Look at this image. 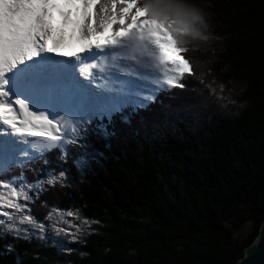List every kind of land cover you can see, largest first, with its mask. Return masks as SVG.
<instances>
[{
  "label": "trees",
  "instance_id": "obj_1",
  "mask_svg": "<svg viewBox=\"0 0 264 264\" xmlns=\"http://www.w3.org/2000/svg\"><path fill=\"white\" fill-rule=\"evenodd\" d=\"M141 3L187 44L195 77L127 123L114 115L111 146L97 144L102 163L85 176L73 169L69 187L44 194L50 205L93 222L79 243L62 250L53 240L0 236V264H236L257 239L264 222V0ZM49 211L57 213L40 201L32 207L41 221Z\"/></svg>",
  "mask_w": 264,
  "mask_h": 264
},
{
  "label": "snow or ice",
  "instance_id": "obj_2",
  "mask_svg": "<svg viewBox=\"0 0 264 264\" xmlns=\"http://www.w3.org/2000/svg\"><path fill=\"white\" fill-rule=\"evenodd\" d=\"M186 45L141 0H0V236L35 234L62 250L80 242L93 222L42 197L69 187L73 169L85 176L102 163L97 144L111 146L114 115L127 123L161 93L189 87ZM37 201L66 211L64 226L47 223L52 211L38 220Z\"/></svg>",
  "mask_w": 264,
  "mask_h": 264
},
{
  "label": "rangeland",
  "instance_id": "obj_3",
  "mask_svg": "<svg viewBox=\"0 0 264 264\" xmlns=\"http://www.w3.org/2000/svg\"><path fill=\"white\" fill-rule=\"evenodd\" d=\"M187 5V4H186ZM188 6H192V5H188ZM213 40V39H212ZM204 67H205V63L204 64H202V62L200 61V64H199V68H200V72L204 69ZM207 67H210L209 65H207ZM206 77H208L207 79H209V82H211V83H213V86L214 87H216V85L220 88V87H222L213 77V74L210 72V71H208V73H206ZM224 87V86H223ZM213 89V88H212ZM222 91H224V89L223 88H220ZM236 94H237V92H236ZM234 95V94H233ZM31 102V101H30ZM191 102H193L192 100H191ZM200 110L202 109L203 111H205V108L203 109V108H199ZM36 110L37 111H47V109H45V108H43V107H41V108H39V109H37L36 108ZM201 110V111H202ZM210 111V110H209ZM63 115V114H62ZM49 116H50V118H51V113H49ZM160 129V128H159ZM5 130V129H4ZM143 133H144V131H143ZM38 145L40 144V143H42V141H40V140H36L35 141ZM67 218V215L66 214H63V213H55V214H53V217H52V220L51 221H48V223H49V225H51V224H53V223H55V225H56V227H63L64 226V222H65V219ZM92 228H93V226H92ZM91 231V228L90 229H86L85 231H83V232H81L80 234H79V239H81L83 236H84V233H88V232H90ZM48 232H49V234H52V228H51V226H49V228H48ZM32 237H35L36 239H37V237H36V235L35 234H33V235H31ZM38 240H41V241H44V242H46V241H49V240H53V239H38ZM54 241V240H53ZM67 244H69V243H67ZM66 244V245H67Z\"/></svg>",
  "mask_w": 264,
  "mask_h": 264
},
{
  "label": "water",
  "instance_id": "obj_4",
  "mask_svg": "<svg viewBox=\"0 0 264 264\" xmlns=\"http://www.w3.org/2000/svg\"><path fill=\"white\" fill-rule=\"evenodd\" d=\"M261 231H264V222L260 233ZM260 233L257 239L244 249V256L236 264H240L241 261L245 264H264V243L259 241Z\"/></svg>",
  "mask_w": 264,
  "mask_h": 264
},
{
  "label": "bare ground",
  "instance_id": "obj_5",
  "mask_svg": "<svg viewBox=\"0 0 264 264\" xmlns=\"http://www.w3.org/2000/svg\"><path fill=\"white\" fill-rule=\"evenodd\" d=\"M51 55H54V54H51ZM61 59H66V58H63V57H61ZM77 75H78V72H77ZM81 80H83L84 78L83 77H79ZM95 86V85H94ZM29 104H30V110L31 111H35V107H32V102H30L29 101ZM21 118H22V116H21Z\"/></svg>",
  "mask_w": 264,
  "mask_h": 264
}]
</instances>
